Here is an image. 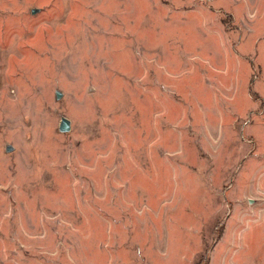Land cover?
I'll use <instances>...</instances> for the list:
<instances>
[{
	"label": "rangeland",
	"instance_id": "obj_1",
	"mask_svg": "<svg viewBox=\"0 0 264 264\" xmlns=\"http://www.w3.org/2000/svg\"><path fill=\"white\" fill-rule=\"evenodd\" d=\"M0 264H264V0H0Z\"/></svg>",
	"mask_w": 264,
	"mask_h": 264
},
{
	"label": "water",
	"instance_id": "obj_2",
	"mask_svg": "<svg viewBox=\"0 0 264 264\" xmlns=\"http://www.w3.org/2000/svg\"><path fill=\"white\" fill-rule=\"evenodd\" d=\"M60 95L57 94V98H59ZM70 129V123L67 119L62 118L59 124V131L62 133L68 132Z\"/></svg>",
	"mask_w": 264,
	"mask_h": 264
}]
</instances>
